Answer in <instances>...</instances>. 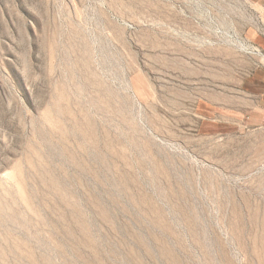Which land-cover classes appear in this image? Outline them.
I'll return each instance as SVG.
<instances>
[{"label": "rangeland", "instance_id": "obj_1", "mask_svg": "<svg viewBox=\"0 0 264 264\" xmlns=\"http://www.w3.org/2000/svg\"><path fill=\"white\" fill-rule=\"evenodd\" d=\"M250 24L264 0H0V264H264V127L194 115Z\"/></svg>", "mask_w": 264, "mask_h": 264}, {"label": "crops", "instance_id": "obj_2", "mask_svg": "<svg viewBox=\"0 0 264 264\" xmlns=\"http://www.w3.org/2000/svg\"><path fill=\"white\" fill-rule=\"evenodd\" d=\"M242 35L264 55V32L247 25ZM250 58V70L235 84L205 91L194 106L198 134L226 135L244 128L264 127V63L259 54Z\"/></svg>", "mask_w": 264, "mask_h": 264}, {"label": "bare ground", "instance_id": "obj_3", "mask_svg": "<svg viewBox=\"0 0 264 264\" xmlns=\"http://www.w3.org/2000/svg\"><path fill=\"white\" fill-rule=\"evenodd\" d=\"M243 42H246V44L247 45H249L250 47H252L253 49H255V51L257 52V53H259V54H261L258 50H257V48L254 46V45H252V44H250V43H248L246 40H242ZM252 51V50H251ZM260 57H261V61L264 63V55L262 56V55H260Z\"/></svg>", "mask_w": 264, "mask_h": 264}, {"label": "built area", "instance_id": "obj_4", "mask_svg": "<svg viewBox=\"0 0 264 264\" xmlns=\"http://www.w3.org/2000/svg\"><path fill=\"white\" fill-rule=\"evenodd\" d=\"M251 44V43H250ZM253 45V44H252ZM258 50V49H257ZM259 51V50H258Z\"/></svg>", "mask_w": 264, "mask_h": 264}]
</instances>
